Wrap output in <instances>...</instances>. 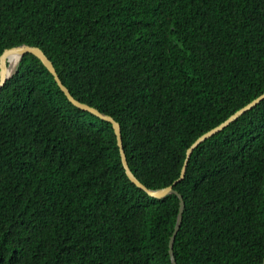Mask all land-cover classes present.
<instances>
[{"label":"trees","instance_id":"obj_1","mask_svg":"<svg viewBox=\"0 0 264 264\" xmlns=\"http://www.w3.org/2000/svg\"><path fill=\"white\" fill-rule=\"evenodd\" d=\"M23 43L120 123L153 189L264 92V0H0V55ZM174 187L177 264H263L264 99L201 142ZM179 208L133 182L113 124L23 54L0 89V264H173Z\"/></svg>","mask_w":264,"mask_h":264},{"label":"water","instance_id":"obj_2","mask_svg":"<svg viewBox=\"0 0 264 264\" xmlns=\"http://www.w3.org/2000/svg\"><path fill=\"white\" fill-rule=\"evenodd\" d=\"M26 52L34 53L35 55H37L43 61V63L47 66V68L50 70V72L54 75L55 80L57 81V83L60 86V88L64 91V93L66 94L68 99L74 105L78 106L79 108L88 110L91 113L97 115L98 117H100L102 119H105V120H108V121H110L113 124V127L115 129V133L117 135V142H118V145L120 147V152H121V158H122L123 165L125 167L127 175L129 176V178L133 182H135L139 187L143 188L151 196H155V197L161 198V197L166 196L169 193H177L179 195V197H180L179 214H178L177 222H176L173 234L171 235L170 243H169L172 263L173 264H177L175 256H174V252H173V244H174L175 236H176V234H177V232H178V230L180 228L181 222H182L183 211H184V207H185V201L183 199L182 194H180L178 192V190L175 189L174 185L177 182H179L181 179L184 178V176L186 174V170H187V165H188V162H189V159H190V156H191L193 150L201 142H203L205 139L209 138L210 136L214 135L218 131L222 130L224 127L229 125L231 122H233L235 119H237L244 112H246L247 110L253 108L256 104H258L262 99H264V92L261 93L256 98H254L252 101L248 102L246 105L242 106L240 109L236 110L234 113H232L224 121H222L221 123H219L215 127L209 129L208 131L204 132L199 137H197L196 140L187 148L186 157H185L184 163L182 165L179 177L177 179H175L172 184H170V185H168L166 187L153 189V188L147 187L131 170V168L129 166V163H128V160H127V156H126L125 150H124V146H123L122 132H121L120 123L112 115L107 114V113L101 111L100 109H98L97 107L92 106L89 103H86L84 101H81V100L77 99L75 96H73V94L71 93L69 88L64 84V82L62 81L61 77L59 76L53 61L48 57V55L45 53V51L40 46L33 45V44H28V43H23V44L7 47V48L4 49V51L0 55V89L5 84L7 79L11 75H13V73L17 69V67H16L15 71L13 73L9 74L8 65H7V57H8V55L10 53L18 54L19 55L18 63H19L21 57ZM17 66H18V64H17ZM263 264H264V262H263Z\"/></svg>","mask_w":264,"mask_h":264},{"label":"bare ground","instance_id":"obj_3","mask_svg":"<svg viewBox=\"0 0 264 264\" xmlns=\"http://www.w3.org/2000/svg\"><path fill=\"white\" fill-rule=\"evenodd\" d=\"M9 59V62H8ZM19 60V55L15 53H10L7 57V65H8V71L9 74L13 73L17 67Z\"/></svg>","mask_w":264,"mask_h":264}]
</instances>
